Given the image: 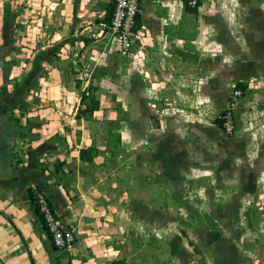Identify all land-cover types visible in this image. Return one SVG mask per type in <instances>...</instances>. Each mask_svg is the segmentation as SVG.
Here are the masks:
<instances>
[{
  "label": "crops",
  "instance_id": "0c3cea01",
  "mask_svg": "<svg viewBox=\"0 0 264 264\" xmlns=\"http://www.w3.org/2000/svg\"><path fill=\"white\" fill-rule=\"evenodd\" d=\"M199 1L142 0L125 58L108 0H0L15 39L0 47V264H214L200 232L169 230L162 191L202 189L203 163L237 140L264 174V0ZM86 87L100 107L83 115ZM228 109L234 140L216 119ZM34 189L78 226L70 250H52ZM170 232L184 240L147 244Z\"/></svg>",
  "mask_w": 264,
  "mask_h": 264
},
{
  "label": "rangeland",
  "instance_id": "374dc122",
  "mask_svg": "<svg viewBox=\"0 0 264 264\" xmlns=\"http://www.w3.org/2000/svg\"><path fill=\"white\" fill-rule=\"evenodd\" d=\"M4 26L0 13V47L6 41L14 46L15 39H9L4 34ZM233 114L237 129L239 121L234 111ZM221 115L216 116L219 124ZM221 127L226 137L236 138L239 129L228 136L222 124ZM239 144L237 140L238 146L232 148L233 156L228 154V149H224L226 157L203 163L205 172L199 179L203 182L202 189L162 191L168 195L169 230L172 233L184 229L200 232L201 235L193 239L194 243L201 247L216 248L217 253H204V258L214 264H264V174L259 159L253 155H241L244 152L240 150ZM190 199L192 202L187 203ZM139 215L143 217V214L137 215V222L141 223ZM171 232L170 236L160 238L158 242L148 239L147 244L160 247L161 243L166 247L184 240L173 236ZM137 245L141 247L138 253H144L140 252L142 243L138 242Z\"/></svg>",
  "mask_w": 264,
  "mask_h": 264
},
{
  "label": "built area",
  "instance_id": "2783aa9c",
  "mask_svg": "<svg viewBox=\"0 0 264 264\" xmlns=\"http://www.w3.org/2000/svg\"><path fill=\"white\" fill-rule=\"evenodd\" d=\"M113 7L111 18V30L114 34V40L118 45L119 53L125 58H131L135 51V45L139 38L140 31L136 29L137 22L142 11V0H108ZM190 6L195 8L197 1L190 2ZM92 92L86 87L81 97L79 110L88 108L87 100ZM244 96V90L234 89L231 95L232 102L241 99ZM221 124L228 136H232L236 131L234 114L231 109L226 110L221 115ZM34 206L38 208L44 226L55 247L62 251H68L75 245L77 239L78 226L75 223H64L55 213L51 203L44 194L33 190Z\"/></svg>",
  "mask_w": 264,
  "mask_h": 264
},
{
  "label": "trees",
  "instance_id": "16d2710c",
  "mask_svg": "<svg viewBox=\"0 0 264 264\" xmlns=\"http://www.w3.org/2000/svg\"><path fill=\"white\" fill-rule=\"evenodd\" d=\"M184 1V4H185V7H186V10L190 11V12H193V13H196L199 6H200V1L199 0H196L197 1V6L195 8L191 7L190 6V2L193 1V0H183ZM240 88V87H238ZM242 89V88H241ZM87 105H88V108L86 110H82L81 113L83 115H87V114H90L96 110H98V108L100 107V104L98 101L95 100V98L93 97V95H91V97L88 98L87 100ZM220 123V122H219ZM218 123V124H219ZM221 126V124H219ZM81 159L86 161V162H90L92 163L93 162V159H94V150L93 149H88V150H83L81 152ZM30 197L31 199H33V191H30ZM35 212L38 216V218L40 219L41 221V224L43 226V228L45 229V231L47 232L45 226H44V223H43V219H42V216L38 210V208H36L35 206ZM48 233V232H47ZM51 243H52V250L54 252H59V250L55 247L53 241L50 239Z\"/></svg>",
  "mask_w": 264,
  "mask_h": 264
}]
</instances>
